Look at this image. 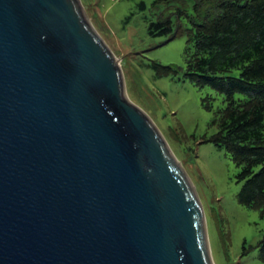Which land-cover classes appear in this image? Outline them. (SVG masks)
I'll list each match as a JSON object with an SVG mask.
<instances>
[{
  "label": "water",
  "instance_id": "water-1",
  "mask_svg": "<svg viewBox=\"0 0 264 264\" xmlns=\"http://www.w3.org/2000/svg\"><path fill=\"white\" fill-rule=\"evenodd\" d=\"M0 264H214L196 188L80 0H0Z\"/></svg>",
  "mask_w": 264,
  "mask_h": 264
},
{
  "label": "rangeland",
  "instance_id": "rangeland-1",
  "mask_svg": "<svg viewBox=\"0 0 264 264\" xmlns=\"http://www.w3.org/2000/svg\"><path fill=\"white\" fill-rule=\"evenodd\" d=\"M89 20L121 60L127 96L144 109L159 127L184 166L203 204L214 264H264L258 242L264 235V218L258 209L238 201L244 182L225 148L207 141L214 108L224 107V95L210 86H198L184 74L185 49L191 23L177 14L178 7L195 12L196 0L157 4L155 0H80ZM143 3L145 6L143 7ZM171 18L172 33L152 36L151 21ZM181 25V26H180ZM180 26V27H179ZM177 65V73L158 76L149 64ZM233 74H239L234 70Z\"/></svg>",
  "mask_w": 264,
  "mask_h": 264
},
{
  "label": "trees",
  "instance_id": "trees-1",
  "mask_svg": "<svg viewBox=\"0 0 264 264\" xmlns=\"http://www.w3.org/2000/svg\"><path fill=\"white\" fill-rule=\"evenodd\" d=\"M175 2L185 0H155ZM177 14L191 23L185 29V76L198 86L216 89L226 102L215 109L211 97L203 99L204 107L213 111L209 125L214 132L206 140L225 148L240 167L237 178L244 184L238 201L258 209L264 218V0H196L193 14L184 7H178ZM149 33H172L169 40L177 35L169 17L151 21ZM149 65L158 76L182 69L157 61ZM257 247L264 263V235Z\"/></svg>",
  "mask_w": 264,
  "mask_h": 264
}]
</instances>
